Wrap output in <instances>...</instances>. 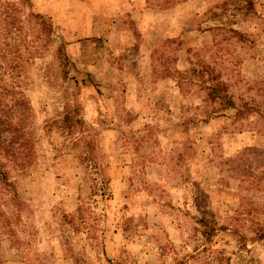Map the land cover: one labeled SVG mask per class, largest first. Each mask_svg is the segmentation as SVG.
I'll return each mask as SVG.
<instances>
[{
    "label": "rangeland",
    "instance_id": "obj_1",
    "mask_svg": "<svg viewBox=\"0 0 264 264\" xmlns=\"http://www.w3.org/2000/svg\"><path fill=\"white\" fill-rule=\"evenodd\" d=\"M1 1L0 264H264V0Z\"/></svg>",
    "mask_w": 264,
    "mask_h": 264
},
{
    "label": "trees",
    "instance_id": "obj_2",
    "mask_svg": "<svg viewBox=\"0 0 264 264\" xmlns=\"http://www.w3.org/2000/svg\"><path fill=\"white\" fill-rule=\"evenodd\" d=\"M21 4L24 6L23 2L6 3L0 0V116L6 118L5 121L0 119V125L4 127L6 120L15 121L13 117L17 113L13 112L16 110L15 102L19 100L13 102L11 96L16 95V91L22 87L26 67L38 53V48L34 46L35 42L28 38L30 35L26 31V22L38 25L41 30L38 34L44 38L51 39L55 31L54 27L38 14L31 13L24 17V12L20 9ZM22 122L20 119V123ZM12 123L10 121L14 126ZM23 126L22 123L20 127ZM4 148L6 149V146Z\"/></svg>",
    "mask_w": 264,
    "mask_h": 264
}]
</instances>
